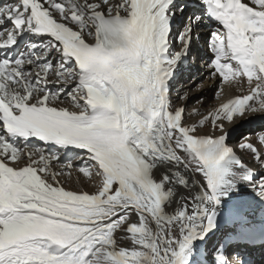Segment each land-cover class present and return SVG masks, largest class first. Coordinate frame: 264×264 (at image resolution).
I'll return each mask as SVG.
<instances>
[{
    "label": "snow or ice",
    "instance_id": "obj_1",
    "mask_svg": "<svg viewBox=\"0 0 264 264\" xmlns=\"http://www.w3.org/2000/svg\"><path fill=\"white\" fill-rule=\"evenodd\" d=\"M202 3L218 25L208 41L209 74L229 89L243 90L244 78L247 83V94L200 119L219 135H198L167 87L192 43V24L203 17L192 19L170 53L171 19L183 11L174 0L0 5V26L11 25L0 28V264H187V250L215 227L216 207L226 195L220 189L235 153L225 122L264 112V0H250L253 6L242 0ZM25 31L50 37L46 55L34 53L39 46L32 45L12 58L8 50ZM32 138L84 150L76 159L88 163L79 171L99 181L95 191L66 189L60 177L70 173L72 162L53 172L50 162L59 163L58 155L20 146ZM258 141L264 146V134ZM238 147L264 169L261 148L251 142ZM164 161H175L198 181L193 187L199 194L189 192L173 214L163 207L173 180L161 169ZM180 182L190 184L189 178ZM255 187L264 196V176ZM133 215L138 223L130 222ZM117 230L138 247H119Z\"/></svg>",
    "mask_w": 264,
    "mask_h": 264
},
{
    "label": "bare ground",
    "instance_id": "obj_2",
    "mask_svg": "<svg viewBox=\"0 0 264 264\" xmlns=\"http://www.w3.org/2000/svg\"><path fill=\"white\" fill-rule=\"evenodd\" d=\"M15 0H0V5L4 3H13ZM244 3H248L250 6V0H242ZM174 6L177 8H182V12H178L175 16L171 19V37L173 40L175 32L179 29V26L184 22L186 18H189L191 14H196L198 17H203V19L198 23L194 25V29L196 30V35H199L198 38L195 39V37L192 38V43L188 46L187 54L184 55L175 65L174 71L171 75V78L167 81V87H168V93L170 99L174 100L177 107H185L186 108V120L188 117H191L193 120H196L197 118H203L205 114H208V112L215 110L223 103H227L230 99L235 98L237 95L241 94H247V83L246 78L245 79V85L243 90L240 88H231L229 89L227 84H221L220 79L218 77L212 76L209 74V69L207 67V64L210 63L211 60V53L208 52L207 49V39L211 36L212 31L216 29L218 26L217 23L211 18L210 16V9L202 3V0H174ZM192 12H189V11ZM189 23L187 24V26ZM193 26V25H192ZM8 27L11 28V25H5L0 26V28ZM193 30V28H192ZM223 31V29H221ZM194 32V31H193ZM23 37H26L24 40H22ZM197 37V36H196ZM50 40V37L40 36L37 34H34L29 31H25L22 35H20L16 41V44L13 46V48L9 49L8 52L11 54L12 58H15L20 56L22 54V50L25 47H28V52L32 45H38L39 47L33 49L32 51L37 54H47L44 53V46L47 44V42ZM0 42H2V39H0ZM28 43V44H27ZM27 44V45H26ZM203 48L200 50L201 46ZM198 48L200 51H204L206 56H208V63L206 64L204 70H199V76L196 77V75L190 76L191 73L188 74V68L192 66V64L188 63L186 64V60L189 56V54ZM178 48V45L176 46L175 42H172V46L170 48V53L175 52V50ZM2 51V50H0ZM27 52V53H28ZM210 55V56H209ZM205 58L202 60V63H204ZM55 62V61H54ZM187 80H190L191 82H188L187 84L182 85L187 82ZM179 82L182 86H178V89L175 88L176 82ZM194 81V82H193ZM202 87H198L197 85H201ZM50 89L55 90L56 88H64L63 85H49ZM72 88V85H68L67 89H65L66 92H69ZM223 89L219 95H217V89ZM186 93L187 98L186 99H179V96ZM202 99V100H201ZM201 100V101H200ZM181 101V102H178ZM197 104H194L195 102H198ZM65 105L68 107H72L68 100L65 99L64 101ZM195 110H199L202 115H198ZM190 118V119H191ZM263 121L260 126L259 131H253L255 129V126L252 124H256ZM242 122H247L246 125H250L244 128V131H247L248 134L246 135L247 139L244 140L245 142H257L258 137L261 134H264V112H256V113H247L243 118L236 119L235 122L232 124L229 123L228 126H225V129L227 130V143L229 145V141L233 138L231 136L232 129L239 125ZM203 126V125H202ZM215 131V130H214ZM243 131V130H242ZM220 134V133H219ZM216 134V135H219ZM201 135V134H198ZM28 145L25 146L21 144L20 146L25 149V151H29L32 149V147H38L43 148V146L47 145V150L45 149V154H49L53 152L54 148L56 149H62L63 154L59 156L60 162H70L73 159L74 154L84 152V150L75 147V146H69V147H61L57 145L55 142H49L48 144H45L43 141L37 140L35 138H32V140L27 142ZM240 143V142H239ZM241 144V143H240ZM260 145V144H259ZM262 151H264V146H260ZM239 148V147H238ZM239 152L244 156L245 159L251 158V165L257 169L260 170L262 175L264 176V169L259 168V165L254 163V157L250 154H248L246 151L242 152V150L239 148ZM56 153H53L55 155ZM83 161V160H79ZM51 162L57 163L56 160H52ZM10 166L15 167L16 164L20 163L19 161L12 162L9 161ZM26 163V161H25ZM75 165H81L80 162L73 163ZM23 166V165H22ZM82 166V165H81ZM161 169L166 172H172L173 173V180L172 183L169 184V186L172 189V193L169 195V201L172 205H178L181 204V201L183 199H187L189 192H191L193 195H198L199 193H196L195 187H193L198 181H196L195 176L189 175L186 176L187 170H179V166L175 161H164L161 164ZM53 170V168H52ZM180 171V175H176L175 173L177 171ZM54 172V170H53ZM159 173V172H158ZM161 173V172H160ZM189 178L190 184L188 186H185L183 183H181V179ZM257 189L255 186H252L251 189ZM223 193H228L230 191V186L223 185L220 189ZM224 196V195H222ZM221 196V197H222ZM220 197V204L216 207V220H215V227L212 228L206 236H204L203 240L212 235L213 233L219 232L222 229L231 228V227H241L245 226L249 223H253V220H250V216H252L255 213V209L252 208L253 206H246L244 204H239L235 202L234 200H227L226 202L222 201ZM165 202V201H164ZM253 221V222H252ZM260 221V220H257ZM131 222L138 223V217L134 215V217L131 219ZM260 222H263V231L261 232V235L258 239H246L244 240V243H240L241 240H238L235 242V245L245 247H258L260 244L261 246L264 245V219ZM122 236L124 239L131 238V235L127 232L123 233ZM239 238H244L242 234L239 235ZM122 237V238H123ZM238 242V243H237ZM128 248H133L134 245L126 246ZM264 250V248L262 249ZM187 264H193V258H195L196 264H210L207 262L206 258V252L202 247L200 246L197 248V245L191 244L189 249L187 250ZM261 256L264 257V251H261ZM240 257V256H239ZM245 257V258H244ZM244 257L239 258V262L242 260H245L247 258V255H244ZM256 258V257H255ZM247 260V259H246ZM262 260V259H261Z\"/></svg>",
    "mask_w": 264,
    "mask_h": 264
},
{
    "label": "rangeland",
    "instance_id": "obj_3",
    "mask_svg": "<svg viewBox=\"0 0 264 264\" xmlns=\"http://www.w3.org/2000/svg\"><path fill=\"white\" fill-rule=\"evenodd\" d=\"M189 12H192V11L190 10ZM194 17H198V16L196 14H191L189 18H186L184 22H182V24L179 26V29L175 32L172 42L173 43L175 42L176 46L178 45L177 38L181 35L182 32L185 31L187 24L190 23ZM192 25H193L192 31H194L193 37H195L196 39L199 37L200 33L196 35V30L194 29L195 24H192ZM209 39L210 37L207 39V46H208ZM200 46H201L200 48L201 50L203 46L202 45ZM28 47L29 46L27 47L24 46L22 50V54L28 52ZM196 49L198 48L196 47ZM184 82L185 83H183L182 85L187 84L188 82H191V81L187 80V82L186 81ZM176 83L177 84H175V88H174L175 90L178 89L180 86H182L178 81ZM178 102H181V101H178ZM194 104H197V102H195ZM190 118L191 117L187 118L186 123L189 125L195 124L198 127L197 134H201V135L219 134V132L214 131L213 127L209 123H206L203 126L200 125L199 121L200 119H202L201 117L197 118L196 120H193L192 118L191 119ZM235 121L236 119L234 120V122ZM262 122L263 121L256 123V124H252L255 126V129L253 131L255 132L259 131L261 128L260 124ZM246 123L247 122H242L239 125H236L231 131V136H233V138L229 141V146L234 149L235 159L234 160L230 159L228 161L227 167L230 169V171L225 178L226 182L224 185L230 186V191H228L226 195L222 196L221 200L224 202H226L227 200H231V201L234 200L235 202L239 204H244L246 206H253L252 208H254L255 213L256 212L257 213L253 214L249 218L250 220L254 221V222L252 221L253 223H249L241 227H237V224H236V227H231L229 229L228 228L222 229L219 232L213 233L212 235L208 236L205 239V241L203 239H196L191 243V244L197 245V248L201 246L202 249H204V251L206 252V258H207L206 260L210 264H215V262H219V261H221L222 264H225L226 261H230L231 262L230 264H232V262L237 261V264H238L239 258H241V256L243 258L244 255H247L246 259L249 258L250 260L249 263L245 262V264H253L255 260L256 262L254 264H258L259 261L260 262L264 261V257H261L262 260L256 259L259 255V252L264 251L260 249V247H257V248L255 247L256 249H252V247L248 248L247 246L241 247V246H237V244L235 245V242L239 239L240 234H242L245 239L254 240V239H258L261 235V232L263 231V222H261L262 224L258 222L264 219V196H261L257 189H254V188L251 189L252 186H255V184L259 182V177L263 175L260 170L255 169L251 165V158L245 159L244 156H242V154L239 152V148H238L240 143L245 142L244 140L246 138V135L248 134L247 131H244V128L250 125L248 124L246 125ZM228 125H229V122H225V126H228ZM253 144L261 148L260 147L261 145H259L257 142ZM43 148L47 150V145L43 146ZM262 149L263 148H261V150ZM242 152L244 151L242 150ZM53 153H56L55 155L60 156L63 154V150L54 148L53 152L47 155H50ZM82 155H83L82 152L74 154L73 159L70 162H72V164L76 162H80L81 165L88 163V161L86 160L79 161L78 159H76L77 156H82ZM236 161H240L241 163L237 164ZM65 163L67 162H59V163L50 162L51 170L53 168L54 172H56L61 169H64L66 167ZM81 165L73 164V167L70 170V173L65 172L64 175L60 177V180L65 186V188L68 190H74V191L83 190V191L93 192L95 191L96 186L99 183V181L98 180L89 181L87 177L83 176V173L79 171V167H78ZM252 168L256 170L255 176L253 177V179H249V177L253 175L251 171ZM160 175L161 173L157 172V177H159ZM168 188L171 189L169 185H168ZM171 193H172V189H171V192L168 194L167 198L165 199V202L163 203L165 212L169 214H173L175 209L178 210L180 207V204L172 205L170 203L169 195ZM133 217L134 215L130 217V222ZM257 220H260V221H257ZM151 227L153 228V230H155L156 228L154 223L151 225ZM125 232L126 231L117 230V232L115 233L118 246L126 247L129 245H134V247H138L134 244L132 238L124 239L122 234ZM243 252H245L246 254Z\"/></svg>",
    "mask_w": 264,
    "mask_h": 264
}]
</instances>
